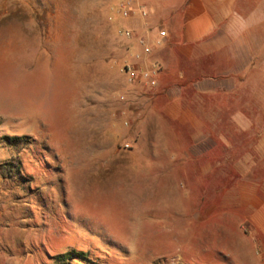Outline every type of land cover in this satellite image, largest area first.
I'll return each instance as SVG.
<instances>
[{
    "label": "rangeland",
    "instance_id": "1",
    "mask_svg": "<svg viewBox=\"0 0 264 264\" xmlns=\"http://www.w3.org/2000/svg\"><path fill=\"white\" fill-rule=\"evenodd\" d=\"M123 2L0 0V165L19 169L0 175V200L22 229L20 248L42 264L67 252L90 261L70 264H234L217 247L243 237L233 195L255 173L230 176L223 138L208 179L175 155L166 160L165 147L192 143L187 128L165 119L135 136V106L118 93L135 54L122 36L131 18L121 16ZM5 136L28 143L12 148ZM23 251L0 247L7 257Z\"/></svg>",
    "mask_w": 264,
    "mask_h": 264
},
{
    "label": "crops",
    "instance_id": "2",
    "mask_svg": "<svg viewBox=\"0 0 264 264\" xmlns=\"http://www.w3.org/2000/svg\"><path fill=\"white\" fill-rule=\"evenodd\" d=\"M123 3L132 10L131 18L125 22L133 34L128 52L140 53L146 64L156 62L161 66L155 89L141 84H125L118 89L119 94L125 95L126 103L135 106L132 114L135 136L145 138L142 131L147 135L148 120L165 119L187 128L192 144L174 151L165 147L161 154L166 160L175 155L177 162L190 164L202 180L210 178L211 171L220 164L216 139L223 138L222 160L230 176L247 179L253 177V171L255 174L254 181L240 183L233 195L239 205L243 237L239 242L232 238L217 247V251L225 252L234 264H264V92L260 93L264 91V0H124ZM139 41L148 47V54ZM137 86L143 92H136ZM253 106L262 108L249 116V107ZM219 123H224L222 133L215 130ZM3 205L2 199L0 247L17 255L18 250L23 251L20 246L26 247L25 240L18 236L22 229L16 222H9L12 215ZM233 229L236 233L239 228ZM24 253V257L17 258L0 252L3 257L0 256V264L44 262ZM193 264L210 263L195 258Z\"/></svg>",
    "mask_w": 264,
    "mask_h": 264
},
{
    "label": "built area",
    "instance_id": "3",
    "mask_svg": "<svg viewBox=\"0 0 264 264\" xmlns=\"http://www.w3.org/2000/svg\"><path fill=\"white\" fill-rule=\"evenodd\" d=\"M119 10L123 18L130 17L132 13L129 5L126 3H121L119 6ZM141 15L144 16L145 13L141 12ZM159 35L160 37H163L164 33L160 32ZM122 36L126 39H132L133 34L131 31L127 30L122 32ZM139 45L145 47L144 53H149L150 50L143 41H139ZM122 71L126 76L129 84H141L147 89L153 90L157 87V81L161 72V66L156 62H150L149 64H146L145 59L142 58L141 54L135 53L133 55L132 61L126 63L122 67Z\"/></svg>",
    "mask_w": 264,
    "mask_h": 264
},
{
    "label": "trees",
    "instance_id": "4",
    "mask_svg": "<svg viewBox=\"0 0 264 264\" xmlns=\"http://www.w3.org/2000/svg\"><path fill=\"white\" fill-rule=\"evenodd\" d=\"M1 141L5 143L7 146H10L12 148L22 146V145H27L28 143L25 137H17V136H13V137L5 136L2 138ZM18 172H19V169L17 165H15V163L10 162L4 165H0V175L4 179H8L10 177L15 178ZM54 260L57 262V264H70V262L74 260L90 262L87 258V254L77 253V252L76 253L67 252V253L61 254L57 256Z\"/></svg>",
    "mask_w": 264,
    "mask_h": 264
}]
</instances>
